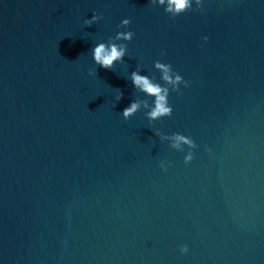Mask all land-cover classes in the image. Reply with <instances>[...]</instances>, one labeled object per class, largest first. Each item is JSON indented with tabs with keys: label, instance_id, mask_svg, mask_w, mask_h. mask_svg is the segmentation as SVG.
I'll return each mask as SVG.
<instances>
[{
	"label": "water",
	"instance_id": "water-1",
	"mask_svg": "<svg viewBox=\"0 0 264 264\" xmlns=\"http://www.w3.org/2000/svg\"><path fill=\"white\" fill-rule=\"evenodd\" d=\"M203 7L0 0V264H264V0ZM129 30L124 62L95 65ZM157 60L191 85L171 116L125 120L154 100L130 73L163 85ZM157 129L193 138V160Z\"/></svg>",
	"mask_w": 264,
	"mask_h": 264
},
{
	"label": "clouds",
	"instance_id": "clouds-1",
	"mask_svg": "<svg viewBox=\"0 0 264 264\" xmlns=\"http://www.w3.org/2000/svg\"><path fill=\"white\" fill-rule=\"evenodd\" d=\"M150 3L154 6H165V12L171 14L172 18H175L183 13L197 10L203 11V0H150ZM193 3H195V9H193ZM103 19L102 14H94L91 19L84 21L85 25L92 26L95 22ZM131 24L130 18L122 20L120 27L128 28ZM134 31H120L114 37H110L107 42L98 43L93 49V57L95 65L103 67L104 69H113L116 62H124L126 53L128 52L127 44L117 43V41H131L134 38ZM205 41L208 37H203ZM161 55H165L161 52ZM155 69L160 73V79L164 81V84L157 82L155 74L152 76L142 75V65H138L136 70L130 73V80L134 85V88L138 92H142L146 97H154V100L150 103L148 99L137 98L133 100L129 106H127L122 115L125 120L131 119L137 112L141 110H147L145 115L150 122H154L166 116H171L173 113V107L170 105L169 96L170 92H177L182 94L181 84L185 88L191 85V81L186 80L178 71H176L171 63H164L160 60L155 62ZM90 75H97V68L94 67L89 70ZM123 91L119 89V95L116 97L117 101L123 98ZM160 138L161 141H169L170 147L184 151L185 145L188 146L187 155L185 156V164L191 162L195 156L193 151L197 144L193 138L186 136L180 132L173 133L171 135L164 134L160 130H156L154 133ZM211 152V149H208ZM170 162L166 163L161 161L160 167L167 171L170 167ZM181 252L187 253L189 247L187 244L181 246Z\"/></svg>",
	"mask_w": 264,
	"mask_h": 264
}]
</instances>
